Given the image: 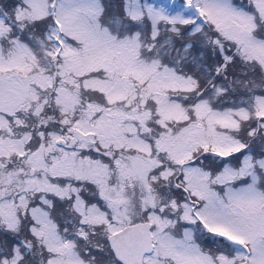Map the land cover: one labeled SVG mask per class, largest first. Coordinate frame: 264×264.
<instances>
[{
	"label": "snow or ice",
	"instance_id": "snow-or-ice-1",
	"mask_svg": "<svg viewBox=\"0 0 264 264\" xmlns=\"http://www.w3.org/2000/svg\"><path fill=\"white\" fill-rule=\"evenodd\" d=\"M0 264H264V0H0Z\"/></svg>",
	"mask_w": 264,
	"mask_h": 264
}]
</instances>
